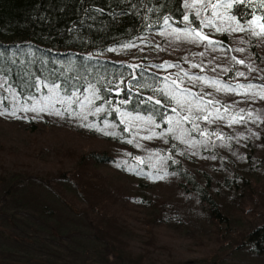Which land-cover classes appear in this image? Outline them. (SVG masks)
Returning <instances> with one entry per match:
<instances>
[{"label": "trees", "instance_id": "1", "mask_svg": "<svg viewBox=\"0 0 264 264\" xmlns=\"http://www.w3.org/2000/svg\"><path fill=\"white\" fill-rule=\"evenodd\" d=\"M258 2L253 0V4ZM178 4L179 0H0V52H4V57L0 58V69L8 73L7 79L17 92L25 95L30 90L31 75L48 77L54 69L61 72L62 79L64 75L72 76L77 72L85 76L81 85L87 80L95 83L100 78L110 79L112 76L109 73L114 74L121 65H142L146 78H150L153 73L164 77L149 67L158 61L155 58L156 61L152 62L148 56H156V46L159 45L158 49L163 48L165 56H169L171 49L177 47L181 52L170 53L172 59L168 62L175 59V63H180L185 70H189V63L184 62V57H188L191 63L200 60L205 62L207 71H196L201 75H218L220 69L211 71L217 64L232 68L223 77H218L235 83L234 71L247 68L233 66L231 57L238 58V53L228 49L245 48L249 56H258L256 42L235 36L238 39L237 47L228 46L223 52L201 57L195 54L204 51L202 46L175 42L163 36L160 39L161 36L157 34L161 31L159 25L151 29L147 25L163 15L179 19ZM149 8H158L159 11L149 12ZM231 11L238 16L240 12L257 9H246L240 5ZM142 37H146L147 41L142 42ZM241 40L244 42L241 43ZM130 42L135 43L136 47L117 52L106 50L121 49L122 45ZM30 50L34 55H28ZM89 56L91 60L87 59ZM213 57H216L213 63L207 64ZM13 59L15 64H12ZM69 61L72 63L70 71ZM259 61L260 58L256 60L259 66L248 62L254 68H259V76L248 73L247 79L239 78V82L264 85V60ZM123 71L126 75L122 78L127 84L132 81L133 69L125 67ZM190 71L194 73L193 68ZM140 72V68L135 69L137 78ZM167 72L173 74L172 71ZM97 87L102 90L104 85L97 84ZM199 90L200 86L193 88V91ZM203 90L211 92L207 88ZM131 92L132 103L121 106L122 110L133 115L137 112L147 115L146 106L137 108L136 101L140 97L152 95V92L139 86L131 87ZM103 95L108 97V93ZM125 98L123 93L119 97L113 95V104ZM235 100L236 97L229 101ZM248 104L252 105V102ZM250 108V105L245 107V115ZM259 112L261 115L258 118L264 124V107L260 106ZM105 119L116 125L108 131H115L117 136H105L90 129V132L80 134L83 137L78 147L70 143L68 147L52 148L54 158L45 153V145L37 146L31 154L23 153V159L19 153L16 154L0 142V221L8 227L24 224L31 230L25 233L24 240L31 239L30 245H23L29 252L27 254H35L38 250L41 253L38 262L33 261L32 257L25 264H227L229 257L238 253L246 257L248 264H255V260L258 262L256 264H264V204L260 203L264 198V125L261 122L256 123L260 125L258 127L253 126L254 118L249 123L231 126L226 122L208 125L209 131L221 132L226 138L232 139L224 141L229 145L225 147L213 137L216 146L208 150L202 148V155L209 160L208 163L196 169V161L184 150L185 146L170 136L151 139L153 143L148 145L141 139L149 134L148 126L132 128L121 124L116 112L111 116H90V122L100 127H103L102 121ZM205 126L201 123V128ZM125 128L129 130L124 131ZM81 130L84 129L78 128L75 133L79 134ZM160 130L155 129L157 132ZM193 135L200 139L195 133ZM128 140L133 143L129 144ZM141 142L149 153L158 152L161 157H171L162 162L174 178L175 188L187 200L192 199L195 205L197 200L200 209L213 224L208 237L213 247L201 257L187 259L175 248L159 245L155 226L148 218L140 223L145 231L144 240L137 239V232L131 224V220L137 218L130 212L134 207L128 200L126 186L123 183L113 184L109 174L120 163L121 157L129 164L135 162L136 144ZM173 144H176V148H172ZM181 152L185 154L180 155ZM212 156L216 158L211 159ZM29 157L33 160H28ZM43 157L44 167L39 162L44 161ZM122 170L125 175H133L126 171V167ZM32 181L50 188L57 198H61L70 210L82 218L83 223L65 226L62 219L58 220L60 213L56 206L42 200L33 190L27 191L25 187ZM23 188L26 189L24 193ZM223 197L234 200L244 213L243 218H223L222 213L230 211L227 204L219 205ZM166 204L167 201L161 198L152 203L158 211L153 216L155 219L164 213ZM38 229L41 232L34 233ZM87 232L89 242L82 241V236H86ZM93 251H97V260L91 258ZM15 263L19 264L17 261Z\"/></svg>", "mask_w": 264, "mask_h": 264}, {"label": "snow or ice", "instance_id": "2", "mask_svg": "<svg viewBox=\"0 0 264 264\" xmlns=\"http://www.w3.org/2000/svg\"><path fill=\"white\" fill-rule=\"evenodd\" d=\"M240 5H244L246 9L255 8L257 11H244L240 12L237 16L231 10ZM178 7L180 9L179 19L171 15H163L158 17L153 23L148 24L147 27L151 29L158 24L161 29L157 33L158 35L166 39L171 38L175 42L202 46L204 51L195 55L204 57L209 52L225 51L223 41L214 40L211 35L205 34V29H208L210 33L221 35L243 33L257 40L264 38V22H262L264 21V0H259L256 4H253V0H179ZM148 11L157 12L159 9L149 8ZM258 11L260 14H258ZM176 24L181 26L175 27L174 25ZM141 39L142 42L147 41L146 37H142ZM243 42L241 40V43ZM132 47H136V45L130 42L122 45L121 49L108 48L106 50L117 52ZM156 47L159 48V45ZM228 51L244 52L245 49L236 48L228 49ZM13 55L15 56V53ZM28 55H34V52L30 50ZM3 57L4 52H0V58ZM87 59L91 60L92 57L89 56ZM215 59L216 57H213L212 60L207 61V64L213 63ZM231 60L233 66H245L248 73L260 71L244 59H238L233 56ZM184 62L189 63V70L181 67L180 63L168 61L161 64L149 65V67L158 70L171 68L178 70L174 75L170 73L164 77H159L153 73L150 78L145 77L142 65H121L120 69L114 74L109 73L112 78H100L95 83L87 80L83 85H81V81L85 80V76H81L78 72L72 76L64 75L62 79L61 72L58 69H54L49 73L48 77L41 78V76L31 75L29 82L30 90L27 95L23 92L18 93L13 84L9 83L7 79L8 73L0 69V90L7 91L11 95L13 102V107L10 111L6 107L0 110V116L7 115L17 119L26 118L18 116V111L24 113L33 112L37 115L46 113L61 118L67 115L69 119L80 120L81 127L95 130L105 136H117L115 131H108L109 128H115L116 125L110 124L106 119L102 121L103 127H100L97 123L88 122L89 116H99L100 114L111 116L113 112H116L120 117L119 122L121 124L130 125L132 128L148 126L149 134L141 137L144 140L154 138L164 139L170 136L173 140L179 141L189 149H198L200 146H203L205 150H208L209 147L216 146L215 141L212 139L215 137L216 140L222 142L221 146H229L224 141L226 139L231 140L232 137L226 138L221 132L215 130L209 131L207 126L216 124L218 121L226 122L228 126L247 123L253 119V113L249 111L245 115L244 109L235 110L231 104L221 105L213 97V92L234 94L252 100L256 98L264 100V85H257L251 82L240 83L239 78L243 77L247 79V73L239 70L234 71L235 83L226 82L218 76L213 77L192 73L190 71L192 68H198L200 69V73H203L207 65L204 61L191 63L188 57H184ZM15 63L16 61L13 59L12 64ZM42 63H46V61H42ZM125 67L133 69L132 81L134 83L130 81L126 84L122 78L126 75L123 71ZM137 68L141 69L139 78L135 74V69ZM71 69L72 63L69 61L68 70L70 71ZM217 69H220L224 73L232 71V68H224L219 64L212 67L211 71L216 72ZM161 81H163L162 84ZM97 84H103V89L101 90V88L97 87ZM122 84L125 85L124 88L121 87ZM197 85L200 86V90L193 91V88ZM135 86L147 88L152 92V95L146 98L140 97L136 101L137 108L140 105L146 106L145 112L147 115H140L139 112L133 115L131 112L123 111L121 108L123 105L132 103L131 98L133 93L131 92V87ZM205 88H210L213 91L205 92L203 90ZM31 89H34V91H31ZM103 93H108V97L105 98ZM122 93L127 98L117 100L114 105L112 96L119 97ZM7 99V96H0V105ZM97 101H102V103L98 104ZM157 117L159 118V122L157 121ZM201 123L206 126L201 128ZM162 125H167V127H162ZM185 125H188V127ZM155 129L161 130L157 132ZM128 130L129 128L124 129V131ZM193 133L198 135L200 139H196ZM127 142L129 144L133 143L132 140H128ZM165 143H167V140H165ZM136 147H141V145L137 143ZM172 148H176V144H173ZM184 154V152L180 153V155ZM192 154L195 155L196 152L193 151ZM152 156L160 160L171 159L170 156L161 157L158 152L152 153L149 159ZM210 158L215 159L216 157L212 156ZM135 159L138 163L144 162L140 157H136ZM173 162L175 163L176 161ZM127 164V161H122L117 164V167L127 166ZM126 170L134 172L136 175L142 173V170H137L132 166H127ZM153 178L163 179L162 176Z\"/></svg>", "mask_w": 264, "mask_h": 264}, {"label": "rangeland", "instance_id": "3", "mask_svg": "<svg viewBox=\"0 0 264 264\" xmlns=\"http://www.w3.org/2000/svg\"><path fill=\"white\" fill-rule=\"evenodd\" d=\"M204 31L205 34L211 35L214 40L223 41V47L225 49H227L228 46L237 47L238 39H236V37H245V39H248L249 42L255 41L258 46V56L255 54L253 56H249L248 51H246V49L244 48V52H237L238 58L244 59L247 63L251 62L252 64H254V66H259L256 62V60H258L259 58L260 61L264 60V42H262L264 41V38H262V40H257L250 37L248 38L247 35L243 33H234L231 35V37H228L227 35L210 33L208 29H205ZM160 39H162V36L160 37ZM156 50V56H148V60L152 62H155V58H157L158 61L156 62V64H161L172 59L170 53L177 54L181 52L177 49V47H175L172 48L168 53L169 56H165V53H163V48L162 50L156 48ZM211 53L213 52H209L208 54ZM219 58H221V56ZM200 61L198 63H200ZM175 62L176 60L174 59V61L171 63ZM238 66L241 69L246 68L242 65ZM207 68L208 67L206 66V71ZM153 69L157 71V73H160L161 76L169 75L167 71H172L173 75L178 71L176 68L167 70H158L156 68ZM256 69L259 68L256 67ZM199 70L200 69L198 68H193L194 73H196V71L199 72ZM243 72L248 74L247 69ZM252 73H254L256 76L259 74L258 71H254L249 74L251 75ZM211 74L212 73H209V75ZM215 76L223 77L224 72L221 71L218 75L213 74V77ZM253 80L255 81L256 79ZM207 89L211 92L213 91L210 88ZM0 96L8 97V99L4 100L3 104L0 105V110H3V108L6 107L10 111L13 107L11 95L7 91L0 90ZM213 97L218 100L221 105H233L235 110L245 109L246 106L250 105L251 108L247 109L246 111H251L253 113V126H260L259 124H256L257 122H261L263 124L261 118L258 117L261 115V112H259L260 106L261 108L264 107V100H261L259 98L252 100L234 94L215 92H213ZM235 97L236 102L229 101ZM249 102H252V105L248 104ZM259 104L260 106H257ZM17 115L26 118L17 119L15 117L7 115L0 116V142H2L8 149L16 152V154L19 153L20 156L23 157V159L25 157L23 156V153L29 152L31 154L39 145H45V153L50 154V157L54 158L53 153L51 152L52 148L62 146L68 147L70 143L73 145V147L76 148L78 147V143L81 142V137H83V135L80 134H84L86 133V131L90 130L89 128L81 127L80 120L74 118L69 119L67 115H65L64 118H61L54 115H48L46 113H40L39 115H37L33 112L24 113L19 111L17 112ZM88 122H90V116L88 118ZM218 123L222 122L218 121L216 124ZM78 128L84 130H81L82 132H79V134H77L75 132ZM53 136L54 138L52 139ZM142 142H145L148 145H152L153 143L152 140H142ZM142 142L140 143L141 147H138L136 149L135 157L133 159L135 162L127 164V166H132L137 170H142V173L140 175H136L134 172L128 170L126 171H128L129 173H133V175H125L122 173L124 172L122 168L127 166L117 167V164L109 174L113 184L123 183L126 186L128 200L130 202V205L134 207V209L130 212L137 218L131 220L132 228L137 232V239L144 240L145 231L143 230V227H141L140 223L148 218L151 219V223L155 226L159 245H165L175 248L187 259L201 257L205 251L213 247V242H211L208 238L211 235L210 231L214 227L213 224L210 222V219L205 214V212L200 209L197 200L195 205L192 199L187 200L175 188L174 178L169 175L167 167L162 162V160L153 156L151 159H149L151 153L148 152L146 146ZM183 146H185L184 150L187 151L189 155L196 161V169H200L202 166H205L208 163L209 160L205 157V155H202L203 146H200L198 149H189L184 144ZM10 150H8V152ZM193 151L196 152L195 155L192 154ZM136 157H140L144 162L138 163V161L135 159ZM122 158L123 157L120 158V162L123 161ZM47 159L50 160V158ZM28 160L32 161L33 158L29 157ZM39 162L40 166H45V158L44 161L39 160ZM160 176H162L163 179L153 178ZM25 188H28L27 191L33 190L34 193L39 195L42 200L46 201L50 205L56 206L60 213L58 220L62 219V223H64L65 226L83 223L82 218L75 212L70 210L61 198H57L56 194L52 192L50 188H47L42 184H36V182L33 181L27 184ZM24 191H26V189L23 188L22 193H24ZM158 198L164 199L165 201H167V204L164 207V213H162L158 219H155V217L153 216H155L158 211L156 207L152 205V203L154 204V202L157 201ZM260 203L264 204V198L261 199ZM224 204H227L230 207V211L229 213H222L223 218L224 216L231 217V220L243 218L244 213L236 206V203L231 197L221 198L219 205L222 206ZM31 223L33 224L34 221ZM28 231L31 230L24 226V224L22 223H17V225L12 224L10 225V227H8L5 223H3V221H0V264H8L9 262L10 264L11 262L16 264L15 261H17L19 264H25L28 259L32 257L33 261L38 262L41 255L40 251L38 250V252H35V254L34 252H32V255H29L27 254L29 253L27 248L23 246L31 244L30 238L28 239V241L24 240L25 233H28ZM40 232L41 230L38 229L34 233L38 234ZM87 234L88 232L86 233V236H82V241L89 242V237L87 236ZM96 252H91V258L94 260L98 259V257L96 256ZM245 259L246 257H243L238 253L235 256H231V258L229 257L227 264H248ZM21 261L23 263H21ZM256 263L258 262L255 260V264Z\"/></svg>", "mask_w": 264, "mask_h": 264}]
</instances>
